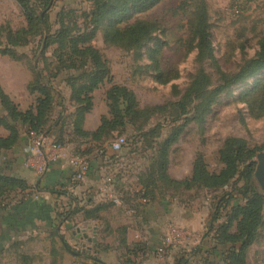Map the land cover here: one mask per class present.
Returning a JSON list of instances; mask_svg holds the SVG:
<instances>
[{"label": "rangeland", "instance_id": "374dc122", "mask_svg": "<svg viewBox=\"0 0 264 264\" xmlns=\"http://www.w3.org/2000/svg\"><path fill=\"white\" fill-rule=\"evenodd\" d=\"M40 1L30 0L37 10ZM200 3L205 4L212 44L211 58L203 61L197 59V51H190L187 44L188 21L192 19L193 9ZM91 10L92 4L89 0H53L51 8L47 11L51 32L53 33L59 27L58 14L67 12L70 15L65 20H70L71 24H74L72 31L89 30ZM135 21L155 27L151 40L140 49L105 43L103 33L107 20L101 22L96 29L90 45L106 60L111 80L99 87L95 104L100 112H107L104 92L111 86L117 85L125 87L134 95L139 109L152 107H163V109L155 111L145 122L137 120L134 124H125L124 128L112 133L106 142L95 145L94 148L102 149L104 144L110 145L118 137L125 139L124 146L114 158L118 165L112 170H105V173L114 180L125 181L124 184L128 190L126 193L136 194L135 191L139 189L137 194L141 196L144 183L150 181L152 175L154 176L160 145L170 133L174 132V129L180 126L182 131L177 141L171 146L168 155V169L172 176L188 177L196 156L202 157L209 172L219 171L222 165L218 160V151L227 138L244 140L249 148L256 149L255 154L262 151L264 149V116L254 117L250 112V105L256 104L259 100L264 86V70L240 83L230 84L222 89L201 124L190 120L193 115L192 110L187 115L173 120L176 111L170 106L179 101L199 71L204 72L208 77L210 82L208 90L211 91L228 80L248 60L254 58L258 51V43L264 37V0H240L237 9H234L231 0H162L153 9L132 15L119 27ZM0 22L7 23L12 30L24 25L22 15L19 16L11 9V0H0ZM159 41H163L165 46L156 60L152 61L149 59V51ZM38 45L39 38L35 37L29 39L28 45L20 49L26 53L28 80L33 79L34 70H42L53 85L54 100L57 102L58 109L61 106L62 112L66 109L73 113L75 107L72 103L71 105L68 103L66 97L70 95V89L64 80L69 74L74 75L78 72L64 71L57 77H53L54 68L57 65L53 57L55 46L46 49L42 58L40 53L42 51L38 50ZM56 92L64 97V106L61 105L62 100L57 97ZM28 95H30L29 92ZM72 113L63 120L65 131L72 122ZM72 140L73 138L70 141ZM85 161L87 162V159ZM237 185H241V182ZM224 191L227 189L172 193L165 191L162 187H156L153 189V195L179 198L187 204L193 198H197L195 206H200L203 200H208L212 214L217 205V199ZM188 238L191 241L189 244L186 241L187 245L182 243L178 246L184 251L190 249L187 254L195 256L193 251L196 249L197 240L193 237H187L184 240ZM68 247L71 253L66 252L65 258L62 253L60 264L94 262L85 258L82 262L71 258L72 253H80L81 247ZM40 248L44 252L43 244L35 245L31 249L38 252ZM123 252L125 253L121 250L117 253L123 254ZM5 253V255L0 253V264H8V259L12 257L10 251ZM38 253L40 256L33 264H46L48 257H45L42 252ZM123 259H126L124 260L126 263H131L130 254H124ZM246 264H264V228L260 231L258 242L249 248Z\"/></svg>", "mask_w": 264, "mask_h": 264}, {"label": "trees", "instance_id": "16d2710c", "mask_svg": "<svg viewBox=\"0 0 264 264\" xmlns=\"http://www.w3.org/2000/svg\"><path fill=\"white\" fill-rule=\"evenodd\" d=\"M14 1L24 17L25 26L16 30H12L7 23L0 26V55L8 56L12 60H21L24 56L19 55L17 49L27 46L28 40L35 37L39 38L38 50L42 51L40 52L42 58L46 49L55 46L53 57L57 65L53 77L64 71L78 72L74 75L69 74L64 80L70 89V101L75 107L71 115L72 134L75 137L103 144L112 133L124 128L125 124H134L137 120L145 122L155 111L163 109V107L139 109L130 91L125 87L113 85L105 92L108 115L100 117V125L96 131L89 133L82 129L84 117L92 109L93 92L111 80L106 60L90 45L98 25L108 21L103 33L105 43L140 49L151 40L155 27L141 21L125 24L123 27L119 25L132 15L153 9L162 0H89L92 4L89 30L72 31L74 24H71L70 20H65L70 15L67 12L58 14L59 27L53 33L47 16L53 0H41L38 10L30 0ZM209 27L205 4L200 3L193 9L192 19L187 25L188 48L190 51H197L199 61L210 59L212 56ZM164 46L163 41L157 42L149 51V59L155 61ZM261 70H264V37L258 43V51L254 58L248 60L214 90H208L209 79L204 72L199 71L179 101L170 106L176 111L173 120L187 115L192 110L190 120L198 124L203 123L205 115L222 89L227 85L240 83ZM27 91L36 94L37 97L34 106L22 112L0 88V128L7 132V136L0 137V157L3 151L16 144L18 125L26 128L27 135L34 133L47 137L56 126L58 134L54 143L61 145L64 142L62 111L53 123H49L55 92L42 70H34ZM194 102L196 104H193ZM252 105L250 112L254 117L264 116V86L258 102ZM173 131L160 145L154 176L144 183L143 194L140 197L146 200L155 199L153 189L156 187H162L172 193L227 189L217 199V205L203 235L212 243L207 256L214 255V259L209 260L206 256L202 258L201 264H246L247 252L258 242L260 231L264 228V193L253 179L254 164L251 162L256 149L249 148L242 139L227 138L218 151V160L222 165L219 171L209 172L202 157L196 156L191 165V175L183 180H174L168 175V155L182 128L180 126ZM240 182L241 185H237ZM25 189L26 184L23 180L0 170V201L14 192ZM5 208L6 206H1L0 203V210ZM100 210V207H96L85 216L95 217ZM64 247L70 252L69 247L65 244ZM198 250L197 248L193 252L196 254ZM191 256L181 255L175 264H189ZM84 258L97 261L89 256Z\"/></svg>", "mask_w": 264, "mask_h": 264}, {"label": "crops", "instance_id": "0c3cea01", "mask_svg": "<svg viewBox=\"0 0 264 264\" xmlns=\"http://www.w3.org/2000/svg\"><path fill=\"white\" fill-rule=\"evenodd\" d=\"M11 9L21 16L14 0H11ZM1 25L4 23L0 22ZM20 49L17 53L24 56L21 60L0 55V88L18 110L24 112L34 106L37 95H28L30 79L26 53ZM97 90L92 94V109L85 115L82 125V129L89 133L97 130L101 116L108 115L96 107ZM56 95L61 97L64 106V97L59 92ZM66 98L71 105L70 95ZM59 108L54 100L50 124L61 113V106ZM70 113L65 109L63 120ZM55 127L48 135L50 142H54L58 134ZM67 127V131L63 127L65 143L59 150L50 146L29 149L30 134L27 135L24 126L18 125L16 144L1 154L0 170L26 184L25 190L14 192L0 201L1 206H6L5 210H0V250L4 255L5 251L11 252L8 264H33L40 256L38 252L48 257L46 264H60L62 253L65 258L68 252L64 244L81 247L80 253L69 254L81 262L89 256L99 264H128L123 257L130 254V264H175L181 255H189L190 249L184 251L178 246L187 245L186 241L189 244V238L184 240L187 237L197 240L196 249H199L189 258V264H201L212 246L209 238L203 236L211 220L209 201L203 200L200 206H195L197 198L187 204L169 196L146 200L138 196L139 189L136 194L126 193L125 181L114 180L105 173L118 165L114 158L119 151L112 150V142L104 144L102 149L94 148L99 143L75 137L71 122ZM5 136L7 132L0 128V137ZM74 156L87 159L88 171L81 180L76 179L78 172L70 163ZM168 175L174 180H183L191 172L188 177L181 178L172 176L168 169ZM96 207L101 210L95 217L85 216ZM171 227L180 229L186 237L166 244L165 238ZM38 244H43L44 252L41 248L38 252L31 249ZM121 250L125 253H117ZM213 256L207 257L213 260Z\"/></svg>", "mask_w": 264, "mask_h": 264}, {"label": "built area", "instance_id": "2783aa9c", "mask_svg": "<svg viewBox=\"0 0 264 264\" xmlns=\"http://www.w3.org/2000/svg\"><path fill=\"white\" fill-rule=\"evenodd\" d=\"M231 1L234 5V9L235 8L237 9V5L239 4L240 0H231ZM29 137H30L29 149H34V148L37 149L43 146H50L55 150L60 149V145H57L54 142H50V139L45 135H35L34 133H30ZM124 144H125V139L123 137H118L114 141H112L111 148L113 151H120L121 148L124 146ZM70 163L75 167L76 171L78 172L76 175V179L81 180L85 175V173L88 171L87 162L79 156H74L71 159ZM185 237L186 235L180 229L171 227L169 236L165 238V243L169 244L174 242V240H179ZM161 251L162 250H160L159 253Z\"/></svg>", "mask_w": 264, "mask_h": 264}, {"label": "water", "instance_id": "95a60500", "mask_svg": "<svg viewBox=\"0 0 264 264\" xmlns=\"http://www.w3.org/2000/svg\"><path fill=\"white\" fill-rule=\"evenodd\" d=\"M252 162L255 164L253 178L259 189L264 193V149L255 154ZM94 264L99 263L94 262Z\"/></svg>", "mask_w": 264, "mask_h": 264}]
</instances>
